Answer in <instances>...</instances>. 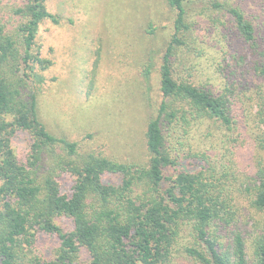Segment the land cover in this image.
<instances>
[{
  "label": "trees",
  "instance_id": "trees-1",
  "mask_svg": "<svg viewBox=\"0 0 264 264\" xmlns=\"http://www.w3.org/2000/svg\"><path fill=\"white\" fill-rule=\"evenodd\" d=\"M167 3L174 32L159 67L150 54L141 70L150 84L158 69L162 101L148 159L135 163L48 130L29 87L51 65L35 51L40 24L62 18L47 0H0V264H264V221H250L264 216V163L249 172L237 144L264 135V0ZM199 15L214 45L198 36ZM19 131L31 137L25 160ZM41 234L60 241L51 258L38 252Z\"/></svg>",
  "mask_w": 264,
  "mask_h": 264
},
{
  "label": "rangeland",
  "instance_id": "rangeland-1",
  "mask_svg": "<svg viewBox=\"0 0 264 264\" xmlns=\"http://www.w3.org/2000/svg\"><path fill=\"white\" fill-rule=\"evenodd\" d=\"M47 8L62 19L60 24L43 21L36 39L35 51L51 61L41 71L45 82L29 87L37 94L40 119L53 134L77 141L83 149L124 162H146L147 124L162 101L157 68L174 32L175 11L167 0H47ZM198 17L204 22L198 36L214 45L206 31L207 15ZM150 24L152 33L147 30ZM150 54L157 68L147 84L141 70ZM261 132L255 129L237 141L240 145L245 140L239 156L249 172L259 159L264 163V149L256 143V138L264 141ZM30 142L28 133L17 132L13 146L18 158H27ZM63 179L64 191L70 190L75 178L66 174ZM253 214L246 219L264 221L263 215ZM58 222L66 230L72 228L68 217ZM59 244L50 234H41L36 242L46 259ZM84 259L88 257L83 252Z\"/></svg>",
  "mask_w": 264,
  "mask_h": 264
}]
</instances>
